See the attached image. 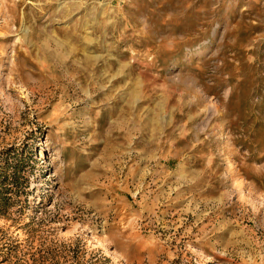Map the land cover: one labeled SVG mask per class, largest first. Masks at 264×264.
I'll return each instance as SVG.
<instances>
[{
  "label": "rangeland",
  "instance_id": "374dc122",
  "mask_svg": "<svg viewBox=\"0 0 264 264\" xmlns=\"http://www.w3.org/2000/svg\"><path fill=\"white\" fill-rule=\"evenodd\" d=\"M0 264H264V0H0Z\"/></svg>",
  "mask_w": 264,
  "mask_h": 264
}]
</instances>
